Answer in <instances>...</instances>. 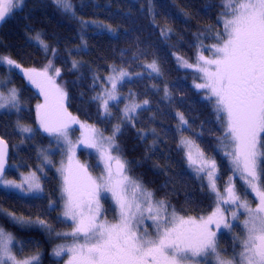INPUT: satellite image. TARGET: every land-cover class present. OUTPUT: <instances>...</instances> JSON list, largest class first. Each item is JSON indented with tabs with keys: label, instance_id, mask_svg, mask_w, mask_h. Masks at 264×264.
<instances>
[{
	"label": "snow or ice",
	"instance_id": "6c2138e0",
	"mask_svg": "<svg viewBox=\"0 0 264 264\" xmlns=\"http://www.w3.org/2000/svg\"><path fill=\"white\" fill-rule=\"evenodd\" d=\"M52 3L61 12L76 17L73 0H52ZM222 6L225 9L219 18L222 31L212 34L217 43H201L194 64L176 55L178 64L194 69L197 78L203 81H194V87L203 90L205 99L213 105L216 120L222 126V135L217 138L219 146L229 159L233 173L222 186L218 184L222 179L220 165L195 140L183 136L192 126L184 113L178 111L177 131L181 138L177 146L200 180L201 188L215 197L211 211L198 218L182 215L167 197L158 198L155 190L149 189L141 178L131 175V162L123 155L118 142L120 124L113 126L111 135H105L103 129L80 121L68 111V91L56 79L61 77L63 69L55 66L52 59L42 68H24L11 56L0 55V65L6 66L9 73L19 70L43 95L44 103L36 105L37 123L40 131L55 138L67 160L66 165L57 169L63 201L61 217L70 220L73 227L70 232L62 233L40 216L33 219L14 212H5V215L21 227L38 226L49 234L55 232L57 238L70 237L71 245L60 244L52 250L56 257L68 256L65 264H264V0H224ZM26 7L27 0H0V25ZM149 11L155 17L152 7ZM80 22L96 23L83 19ZM172 32L170 26H165L160 35L167 39ZM30 38L46 54L57 56V50L50 48L41 33ZM0 46H3L2 40ZM205 50L211 51V57L203 54ZM78 67L79 62L73 60L72 68ZM146 69L149 76L163 75L156 59L148 63ZM132 75L123 67L113 66L106 78L93 77L94 87L102 79L107 85H102V91L91 98L98 102V110L105 117L112 116L110 102L121 99L117 86ZM10 83V78L0 79V110H14L18 115V133L31 138L37 129L20 118L21 93L16 87H8ZM163 90L165 97H170L166 86ZM149 103L145 99L126 104L124 119L134 127V114ZM77 130L81 136L74 142L71 133ZM78 148L95 151L97 166L102 168L99 176L94 177L88 166L76 159ZM41 157L42 163H52L46 152L41 153ZM7 165L8 142L0 136V185L41 198L44 187L38 173L42 169L22 173L21 179L15 181L5 177ZM156 167L165 172L161 188H167L172 180L167 174L170 166ZM237 176L243 180V194L234 183ZM249 195L255 200V206L246 198ZM107 199L111 200L116 213L114 223L107 219V209L102 204ZM56 206L55 200H49L47 210L55 211ZM230 221L239 222L243 234L234 237L229 256V249L220 247L218 233L222 227L231 230ZM30 245L35 251L24 255ZM39 248L38 241H20L0 225V264H42L43 253Z\"/></svg>",
	"mask_w": 264,
	"mask_h": 264
},
{
	"label": "trees",
	"instance_id": "16d2710c",
	"mask_svg": "<svg viewBox=\"0 0 264 264\" xmlns=\"http://www.w3.org/2000/svg\"><path fill=\"white\" fill-rule=\"evenodd\" d=\"M73 4L76 17L61 12L52 0H27L26 8L0 25V40L3 41L0 53L16 59L24 68H41L52 59L55 66L63 69L60 81L69 94L67 106L76 117L103 129L105 135H111L114 125H121L118 142L123 155L131 162V174L155 190L158 198L167 197L181 214H207L215 205V197L206 188H201L200 180L183 159V152L177 146L181 133L177 131L176 113L183 112L192 126V130H185L183 136L195 140L219 163L220 181H224L229 173L217 139L222 135V126L216 120L212 103L203 99L194 87L195 74L180 68L176 55L195 58L200 42L198 36L206 33L209 27L221 26L222 0H151V3L150 0H73ZM150 7L155 11V17L149 11ZM81 19L96 23L81 24ZM165 26L173 29L167 39L160 35ZM37 32L50 48L57 50L55 58L30 38ZM153 59L160 63L162 76L148 75L146 65ZM73 60L79 62L78 69L72 68ZM113 66L123 67L133 74L123 82L119 93L124 96L131 93L138 103L145 99L150 101L133 116L134 127L124 119L123 99L110 103V117H105L98 110V102L91 99L102 91V85L105 86L102 79L94 87L93 77L106 78ZM13 83L21 93L20 118L34 127L35 107L41 100L39 90L18 72L13 74ZM165 86L170 92L167 98ZM17 119L16 112L0 113V136L10 145V163L18 172H25L36 167L39 146L44 147L49 137L36 133L33 138L26 139L16 129ZM200 132L203 133L201 136L195 135ZM157 165L170 166L167 174L172 180L167 188H161L166 176ZM52 169L47 168L43 177L41 198L0 187V209L4 210L0 211V225L20 241H38L39 251L43 253L42 264L61 262L52 250L62 239L57 238L55 232L49 234L38 226L16 225L5 212L33 219L40 216L55 231L68 230L70 224L61 219L60 182ZM7 173L16 178V172L11 168ZM238 192L243 194L244 190L240 188ZM49 200L56 201L55 211L47 210ZM234 237L229 233L220 236V245L229 249V256ZM33 251L35 249L30 245L24 255Z\"/></svg>",
	"mask_w": 264,
	"mask_h": 264
},
{
	"label": "rangeland",
	"instance_id": "374dc122",
	"mask_svg": "<svg viewBox=\"0 0 264 264\" xmlns=\"http://www.w3.org/2000/svg\"><path fill=\"white\" fill-rule=\"evenodd\" d=\"M224 4V0H222V5ZM17 11H19V10H17ZM225 11V9L223 8V10L221 11V14H219L220 15V17H221V15H222V13ZM220 24H221V26H220V28L218 27H216V29L215 28H210L209 27V29L208 30H205V32L206 33H204V34H201V36L199 37V39H200V42H199V44L197 45V49H196V51H195V58H192V59H190V58H188V57H183L184 58V60L185 61H187L188 63H195L196 62V57H197V53H198V51H199V49H200V44L202 43V44H204V45H210V44H213V43H217V41L215 40V39H213L212 38V34L214 33V32H216V31H222V28H223V26H222V22H220ZM203 54L205 55V56H208V57H211V55H212V53H211V51H208V50H205L204 52H203ZM0 55H4V54H1L0 53ZM176 62H177V60H176ZM178 64V63H177ZM179 65V67L180 68H182V69H184V70H186V71H189L190 73H194L195 74V78H193L194 79V81L196 82V83H201V82H203V81H201V80H199L197 77H198V74L195 72V70L194 69H192V68H186V67H182L180 64H178ZM42 68V67H41ZM14 72H18V73H21L19 70H16V71H14ZM14 72H12V73H9L8 72V70H7V68H6V66H4V65H0V79H8V78H10L11 79V83L10 84H8V87H16L17 88V86H15L14 85V83H13V74H14ZM22 74V73H21ZM110 74H111V72H110ZM131 77V76H130ZM130 77L129 78H126V80H128V79H130ZM57 79V83H59V84H61L62 85V83H61V81H60V77H58V78H56ZM125 80V81H126ZM194 81H193V85H194ZM123 84V83H122ZM122 84H120V85H118L117 86V93L120 95V97H121V99H123V101H124V108H125V105L126 104H129V103H133V102H135V103H138L137 102V100H136V98L135 97H131V98H129V95H126V96H124L123 94H121V93H119L120 91H119V89H120V87H121V85ZM104 85L105 86H107L106 85V82L104 83ZM6 90V89H5ZM198 90V89H197ZM199 92H200V95H201V97H203V99H205V97H204V92H203V90H198ZM37 92H39V91H37ZM39 94H40V98H41V100L37 103V104H43L44 103V98H43V95L39 92ZM120 99V100H121ZM119 100V101H120ZM207 100V99H206ZM208 101V100H207ZM114 102H116V101H113V102H110V103H114ZM210 102V101H209ZM21 103H22V100H21ZM36 104V105H37ZM22 107H23V104H22ZM36 108V107H35ZM124 108H123V110H124ZM138 110H140V109H138ZM138 110L136 111V113L138 112ZM6 110H0V113H2V112H5ZM11 112H15L14 110L13 111H11ZM135 113V114H136ZM124 114V113H123ZM134 114V115H135ZM75 116V115H74ZM80 121H82V120H80ZM82 122H85V121H82ZM88 123V122H87ZM90 124V123H89ZM75 127V126H74ZM33 128H36L37 129V132L36 133H39V134H44V135H47L49 138H47L48 139V141H47V144L44 146V147H41V146H39L40 148L38 149V157H39V159H38V162H37V165H36V167L35 168H33V169H30V170H28V171H21V172H18V170H17V167H15V165H13V164H11L10 163V165H9V168H11L14 172H16L15 173V175H16V178H12V177H9V175H8V173L6 174L7 176H5L7 179H9V180H15V181H19L20 179H21V174L22 173H24V174H27L28 172H30V171H34V170H36L37 168H40V169H42V172L41 173H38L39 175H40V179H41V183H42V185H43V182H42V180H43V177H44V175H45V172H46V170H47V168H54V169H52V170H54V172L57 174V176H58V179H59V182H60V188H61V178H60V174H59V172L57 171V169H59V168H61L63 165H66L67 164V160H66V158L62 155V151L58 148V145L56 144V141H55V138L54 137H51V136H49L47 133H44V132H42V131H40L39 130V126H38V123H37V118H36V124H35V126L33 127ZM36 135V134H35ZM35 135H33V136H35ZM33 136L31 137V138H33ZM81 136V133H80V131H73L72 133H71V138H72V140L75 142L79 137ZM26 137V139L27 138H29V137H27V136H25ZM185 138H187V137H185ZM219 151H223L222 149H220ZM43 152H46L50 157H51V160H52V163L51 164H45V163H42V157H41V153H43ZM76 159L80 162V163H83V164H86L87 166H88V168H89V171L91 172V174L94 176V177H96V176H99V174L101 173V171H102V168L101 167H99V166H97V157H96V154H95V151L93 150V149H87V148H78L77 149V151H76ZM225 159H226V161H227V168H228V175H227V177H226V179L224 178V181H218V184L219 185H223L226 181H227V179H228V177L229 176H231V175H233V173H232V171H231V165H230V163H229V159L227 158V157H225ZM219 164V163H218ZM9 170V169H8ZM192 170V169H191ZM220 173H221V167H220ZM132 175V174H131ZM222 177V176H221ZM234 183H235V185H236V188H237V190L238 191H240V188L241 189H243L244 191H245V188H244V184H243V180L239 177V176H237L236 178H235V180H234ZM0 187L1 188H4V189H6V190H9V191H13V192H15V193H19V194H21V195H24V196H31V195H25V194H23V193H20L19 191H17V190H15V189H9V188H5L3 185H0ZM149 188V187H148ZM150 189V188H149ZM60 195H61V192H60ZM61 197V196H60ZM248 200H249V198L251 199L250 201L252 202V205L253 206H255V200L253 199V197L251 196V195H249V198L248 197H246ZM102 204H103V206H104V208L105 209H107V208H110L111 210H112V212L111 213H109V211H108V209H107V219L110 221V222H115V218H116V213L113 211V205H112V203H111V200L110 199H107V200H103L102 201ZM215 204V203H214ZM215 206V205H214ZM61 213H62V211H63V201L61 200ZM183 215V214H182ZM204 215H206V214H204ZM188 216V215H187ZM191 216V215H190ZM193 217H199V216H193ZM61 219L62 220H64L62 217H61ZM241 220H243L244 219V217L243 216H241V218H240ZM64 222H67V223H69L70 224V228L68 229V230H65V231H63L62 233H64V232H70L71 230H72V227H73V225H72V223H71V221L70 220H64ZM231 223H233V228L231 229V230H229V229H224L223 227L221 228V230H220V232L218 233V237H219V240H220V236H221V234H231V235H233V236H235V237H237V236H242V225H240V223L239 222H237V221H230ZM149 227H150V222H149ZM236 228L237 229H239L238 231L236 230ZM150 230H151V227H150ZM237 231V232H236ZM59 244H57V245H60V244H63V245H71L72 243H73V240L69 237V238H63L62 239V241L61 242H58ZM56 245V246H57ZM220 247L221 248H223L221 245H220ZM55 258H57V259H59L61 262L60 263H58V264H65V261H67V259H68V256L67 255H64L63 257H56L55 256Z\"/></svg>",
	"mask_w": 264,
	"mask_h": 264
},
{
	"label": "water",
	"instance_id": "95a60500",
	"mask_svg": "<svg viewBox=\"0 0 264 264\" xmlns=\"http://www.w3.org/2000/svg\"><path fill=\"white\" fill-rule=\"evenodd\" d=\"M67 108H68V106H67ZM68 111L73 115L72 111H71L69 108H68ZM73 116H74V115H73ZM10 157H11V148H10V145H9V143H8V165H7V167H6V172H7L8 167H9ZM6 172H5V174H6Z\"/></svg>",
	"mask_w": 264,
	"mask_h": 264
}]
</instances>
